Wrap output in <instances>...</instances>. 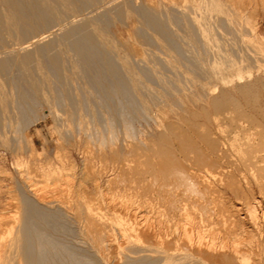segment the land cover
Masks as SVG:
<instances>
[{"label":"bare ground","instance_id":"1","mask_svg":"<svg viewBox=\"0 0 264 264\" xmlns=\"http://www.w3.org/2000/svg\"><path fill=\"white\" fill-rule=\"evenodd\" d=\"M150 1L0 0V33L18 41L0 53V149L15 156L21 173L12 200L16 209L4 228L11 208L0 199V264H264V98L250 92L252 60L264 53V42L242 33L227 38L240 13L224 1L184 0L179 7ZM99 2L104 9L83 14ZM118 23L128 37L113 30ZM240 43L248 45L246 51ZM142 45L155 49L140 53ZM232 85L237 96L229 95ZM185 98L206 99L202 121L196 111L187 127L163 111L151 113L159 102L182 108ZM49 117L57 142L82 143L90 157L97 152L103 161L110 151L121 182L138 188L143 222L98 210L105 193L91 203L92 191L88 195L83 182L92 178L98 187L92 158L81 168L77 199L70 192L74 183H63L66 165L32 159L40 151L30 127ZM142 118L161 119L159 140L137 126ZM225 163L243 171L248 190L263 195L228 205L218 186L226 183L237 193L243 185ZM56 193L67 200L55 199ZM126 194L114 199L131 200ZM108 226L126 238L112 260L117 239Z\"/></svg>","mask_w":264,"mask_h":264},{"label":"rangeland","instance_id":"2","mask_svg":"<svg viewBox=\"0 0 264 264\" xmlns=\"http://www.w3.org/2000/svg\"><path fill=\"white\" fill-rule=\"evenodd\" d=\"M189 1H191V2H193L194 0H189ZM223 3H225V5H229V6H232V7H234V8H236L237 10H239V12L238 13H240V14H238V18H237V21L239 22V24H238V27H236V29H228V31H226L227 33H224L223 31V33L225 34V35H227L226 37L227 38H230V37H232L233 35L232 34H234V35H237V34H241L240 36L242 37V38H246V39H251V38H253V35L255 36H257L258 37V39H261L263 42H264V0H221ZM227 1V2H226ZM183 2H184V0H151L150 1V3H153L155 6L157 5V7L159 6V4L158 3H160V4H162V5H164V6H180V5H182L183 4ZM103 5V6H102ZM237 5V6H236ZM103 7H105V4L104 3H97V5H96V3L95 4H92V5H90V6H88L87 7V10L85 9L84 11H83V14L85 13V14H95V13H97V12H99V10L101 11L102 10V8ZM104 9V8H103ZM92 10H93V12H92ZM246 17V18H245ZM249 20V21H248ZM245 21L246 22H250V26H249V24L248 23H245ZM248 25V26H247ZM247 26V27H246ZM253 27V28H252ZM54 29L56 28V26L55 27H53ZM240 28V29H239ZM245 29V30H244ZM113 30L114 31H116V32H118L123 38H126V37H128V35H127V30L124 28V27H122V25H120L119 23L113 28ZM249 32H248V31ZM251 30L252 31H254L253 33L251 32ZM237 31V32H236ZM238 32H240V33H238ZM248 32V33H247ZM230 33V34H229ZM232 33V34H231ZM244 33V34H243ZM1 34V33H0ZM229 41H231V40H229ZM236 42H240V40H238V39H236ZM2 45V46H1ZM241 45V46H240ZM240 45L238 46V47H241L242 48V50H243V52L244 51H246V49L245 48H247L248 47V45H246L245 43L243 44H241L240 43ZM245 45V46H244ZM18 46V41L15 39V37H7V36H5L4 34H1L0 35V53H1V51L2 50H4L3 52H5L6 51V49H7V51H9V50H11V48L13 49V48H15V47H17ZM144 45H142V47H138V51L141 53V50L143 51V49L142 48H144L143 47ZM148 46V45H147ZM6 48V49H5ZM147 48V47H146ZM146 48H144V50L146 51H148L149 49H150V51L152 52V50H154L155 49V47L153 46V45H149L148 46V49H146ZM130 49V48H129ZM145 51H143L142 53H144ZM146 51V52H147ZM149 51V52H150ZM134 52H136L137 53V51H134ZM150 52V53H151ZM148 53V52H147ZM149 54V53H148ZM253 54H256V53H253ZM264 53H257L256 54V58H257V60L255 59V60H252V62H254L256 65L257 64H259V65H255V64H253L252 62V65H255V67L253 66V69H252V73H253V75H254V77H253V75H252V78H251V82H252V86H251V88H250V92H252V93H258V94H260L261 95V97H263L264 98V55H263ZM143 56V55H142ZM142 56H141V54H139V55H137L135 58L136 59H140V58H142ZM139 57V58H138ZM260 57V58H259ZM259 59V60H258ZM261 60V61H260ZM260 66V67H259ZM263 66V67H262ZM260 70H259V69ZM256 69V70H255ZM261 79L260 81H258V79ZM256 78V79H255ZM253 79V80H252ZM254 81H256L255 83H254ZM154 84V86L155 87H157V88H159V89H162L161 88V84L160 83H158V82H154L153 83ZM233 85H235V84H233ZM229 86V87H227V90H230L229 92V95H232V96H234V95H238V89L236 88V86ZM254 86V87H253ZM232 87H233V89H232ZM229 88V89H228ZM233 90V91H232ZM256 90V92H254ZM233 93V94H232ZM187 99H189V98H187ZM186 98L184 99V100H186V101H184L183 100V103H184V105H183V107L182 108H175V109H170V108H168L167 106H165L164 105V102H159L158 103V105H156L154 108H153V110L151 111V113L154 115V116H157L158 115V113H160L161 111H163L164 112V114H166L167 115V119H171L170 121H172V122H175V123H177L178 121H180L182 124H179L180 122H178V125H181V126H184V125H186V126H184V127H187L188 126V121L187 120H189V117L191 116L190 114H192L194 111H196L197 113H199V115H198V119H200V121H202L203 120V118H202V115H201V112H203V109H201L202 108V105L203 104H207V102L204 100V99H191L193 102L191 103V100L189 99V101L187 100ZM197 100V101H196ZM200 100H202V101H200ZM198 101H200L199 102V104H198ZM201 102H202V104H201ZM204 102V103H203ZM186 103V104H185ZM201 104V105H200ZM163 105V106H162ZM162 107V109H161V107ZM189 106V107H188ZM159 108V109H158ZM158 109V110H157ZM190 109L192 110V111H190ZM195 109V110H194ZM198 109V110H197ZM160 110V111H159ZM169 111L170 112V115H169V112H167V111ZM179 110V111H178ZM200 110H202V111H200ZM200 111V112H199ZM168 114H167V113ZM186 112V113H185ZM180 113V114H179ZM190 113V114H189ZM151 114V115H152ZM152 115V116H153ZM169 116V117H168ZM180 116V117H179ZM188 118V119H186V117ZM183 117H184V119H183ZM0 118H2L1 117V115H0ZM143 119V120H142ZM142 119H140V120H138L137 121V126L140 128V129H142L143 131H145L146 133H147V135H149V136H151L152 138L154 137V139L156 138L157 140H159L160 139V137H159V129H161L162 127H163V125L162 124H159V123H161V119H158V123H156L153 119H145V118H142ZM178 120V121H177ZM184 120V121H183ZM49 121V122H48ZM186 121H187V124H186ZM2 119H0V132H3L4 130H5V128L2 126ZM53 124V122H52V120H51V118L49 117L48 119H47V121H44V120H39V121H37L36 123H34L31 127H30V133L31 134H33V135H35V139H36V141H35V144H36V146H37V148L39 149V153L38 154H36V155H34L33 156V160L34 161H36L37 163H43V162H46V160H47V158H49V160H51L55 165H66L65 167H66V169L67 170H64L63 172H64V175H66L65 173L67 172V176H65L64 178L65 179H63V183L64 182H66V178H68V181L70 180V181H72L73 183H74V185L72 186V188L70 189L71 191L70 192H72V195L75 197V199H77L76 197H80V194L81 193H78V191L80 190V192H81V188L79 187V182H80V172H81V168H82V166L84 165V163L90 158H92V157H90V155L89 154H87V150L84 148V146H82V143L80 144V143H72V144H68V143H65V142H63V141H58L57 142V140H56V137H57V135L51 130V129H49V127L51 126ZM160 125V126H159ZM149 126V127H148ZM155 126H156V128H155ZM4 128V129H3ZM159 128V129H158ZM3 129V130H2ZM7 130H9V129H7ZM150 130H152V132L150 131ZM157 130V131H156ZM36 131H39V133H40V135H38V134H36L37 132ZM52 131V132H51ZM154 135H152V134ZM54 139V140H53ZM173 139V138H172ZM174 140V139H173ZM57 142V143H56ZM45 145V146H44ZM42 146L44 147V150L42 151ZM57 146H59V147H57ZM61 147V148H60ZM62 147H63V149H65L64 151L65 152H63V149H62ZM84 148V149H83ZM57 149H62V150H59L60 152H58L57 151ZM85 151V152H84ZM231 151V154H232V157L233 158H235L236 156H234L235 154H233L234 152L232 151V150H230ZM10 151H7V150H5V149H0V195H1V200L5 203L6 201V206L7 205H10V207L9 206H7V207H9V208H11L10 210L7 208V211H8V213H7V216H5L4 217V220L3 221H1V225H3L4 223L6 224V219H9V221H10V215H11V213H13V212H11L13 209L15 210L16 208L14 207V202L16 201L15 199H14V189L16 190V188H15V185H16V180H18V179H20L21 177V173H19L18 172V170H17V167H15L16 165H15V156L10 152ZM58 152V153H57ZM63 152V153H62ZM44 153V154H43ZM65 153V154H64ZM29 154H30V152L29 151H27V150H25V151H23V153H22V155H24L26 158L28 157V159L30 158V156H29ZM47 154V155H46ZM48 154H49V156H48ZM60 154H64V155H61L60 156ZM87 154V155H86ZM110 154V151L107 149V152H106V159L103 161L102 159H101V155L100 154H98L97 152H96V156L94 157V159L92 158L91 159V161L93 162V164H94V169H95V172L97 171V174H98V172H99V174H98V179H97V182H98V187H96V183L94 182V180L92 179V178H88V180H85V182H83V184H85V186L87 187V189H89V190H87V192L89 191V193H87L88 195L90 194V192H91V194H90V197L88 196V198L91 200V196H93V198H92V201H91V203L95 206V202H97V197L98 196H102L104 193V195H105V197L106 196H108V199L106 198V200H108V201H105V199H104V195L101 197V198H103L102 200L104 201H102L103 202V204H106V205H108V210H107V208H105V205H101V203H98L97 205H96V208L98 207V210L100 209L101 210V212H103V213H105L108 217H112L116 212H117V210H118V212L116 213L117 215H119V214H121V216L123 217L124 216V218H126V219H129V221L130 222H133L134 224H139L140 222H143L142 220H143V214H142V212H143V204L142 203H140V200H142V197H141V195H140V193H139V191H138V188L135 190V188H129L128 187V185L125 183V182H123L124 183V185H123V183L121 182V178H118V177H120L119 175V173H120V166H119V164L117 165V164H114V163H111L112 162V160H111V154ZM108 155V156H107ZM47 156V157H46ZM98 156H99V158L101 159H99L98 158ZM35 157V158H34ZM61 158V159H60ZM63 158H64V160H63ZM71 158V159H70ZM108 158V159H107ZM44 159V160H43ZM67 159V160H66ZM89 159V160H90ZM110 159V160H109ZM237 159V158H236ZM83 160V161H82ZM100 160V161H99ZM68 161V162H67ZM85 161V162H84ZM102 161V162H101ZM109 161V162H108ZM95 162V163H94ZM96 164V165H95ZM113 164L115 165V166H113ZM73 165H74V168H73ZM100 165V166H99ZM78 166V167H77ZM105 166V167H104ZM110 166V167H109ZM224 166H226L225 167V169H226V171L228 170V171H230V172H233V173H236L237 171V174H235V176L237 177V178H240V182H241V184L243 185L242 187H243V189H242V191L241 190H239L237 193L236 192H234L229 186H225V184L223 183V184H221V185H223V186H221V185H219L218 187L219 188H221L220 190L222 191L223 190V195L226 197L225 198V201L227 202V204L228 205H231V206H235V205H239L238 204V202L240 201H243L244 200V198H245V202H252L253 200H254V197H259L261 194H260V192H257V191H259L258 189L256 190H254V193H252L250 190H248L247 189V187H245L246 185H244V184H246L245 183V181L242 179V174H240V173H242L243 171H239V170H237V168H236V166L234 165V164H231V163H228V165L225 163L224 164ZM228 166V167H227ZM232 168H231V167ZM70 167V168H69ZM99 167H101V168H99ZM107 167V168H106ZM113 167V168H112ZM235 169H234V168ZM73 168V169H72ZM75 169V170H74ZM101 169V170H100ZM105 169V170H104ZM70 170V171H69ZM236 170V171H235ZM72 171V172H71ZM74 171H75V178L73 177V174H74ZM245 171V170H244ZM3 172V173H2ZM102 172V173H101ZM119 172V173H118ZM246 172V171H245ZM70 173V174H69ZM73 173V174H72ZM72 174V176H70ZM116 174V175H115ZM119 174V175H118ZM77 175V176H76ZM103 175V176H102ZM239 175H241V176H239ZM239 176V177H238ZM247 176H249V175H247ZM71 178V179H70ZM112 178V179H111ZM113 178H115V179H113ZM74 179V180H73ZM111 180H112V182H111ZM78 181V182H77ZM89 181V182H88ZM108 181H109V183H108ZM116 181V182H115ZM117 181H120V182H117ZM82 182V181H81ZM112 183L114 184H118L119 186L120 185H122V186H118V189L117 190H115L114 191V189H112V188H110L111 186H112ZM120 183V184H119ZM94 184V185H93ZM133 184V183H132ZM133 185H137V183H134ZM228 185V184H227ZM221 186V187H220ZM9 187V188H8ZM126 187V188H125ZM128 187V188H127ZM12 188H13V190H12ZM67 188V187H66ZM97 188H100V189H97ZM227 188H229V189H227ZM77 190V191H75V190ZM113 191H111V190ZM128 189V190H127ZM133 189V190H132ZM231 189V190H230ZM97 190H99V191H97ZM108 190V191H107ZM123 192H122V191ZM135 190V191H134ZM225 190H226V192H225ZM120 193H126L127 192V196L125 197L126 199H127V197L129 196V197H131V200H126V202H125V199H123V201H122V199H120V197H119V199L116 197V199H114L115 197L114 196H120L119 195V192ZM126 191V192H125ZM128 191H130V192H132V193H128ZM246 191V192H245ZM96 192V193H95ZM116 192H118V194L116 193ZM135 192V194H133ZM232 192H234V195H233V193ZM241 192H243L242 194H241ZM13 195H12V194ZM77 193V194H76ZM92 193H93V195H92ZM98 193H99V195H98ZM100 193H101V195H100ZM236 193V194H235ZM245 193V194H244ZM247 193V194H246ZM259 193V194H258ZM86 194V195H87ZM109 194H111V195H109ZM112 194H115V195H113V197H111L112 196ZM227 196H226V195ZM250 194H251V196H250ZM61 194H59V193H56V195H54L55 196V199H56V196H57V198L58 199H61V200H64V198L62 197V195L60 196ZM97 197H96V196ZM133 195V196H132ZM244 195H246V196H244ZM263 195V194H262ZM261 195V196H262ZM53 196V195H52ZM53 196V197H54ZM139 196V198H137ZM239 196V197H238ZM241 196V197H240ZM11 197V198H10ZM52 197V198H53ZM99 197V198H100ZM135 197V198H134ZM246 197H247V200H246ZM251 197H252V199H251ZM113 198V199H112ZM134 198V200H136L137 202H139V203H137L136 201H133L132 199ZM109 199H110V201H114V202H116L115 203V205L118 207L117 209H116V206L114 207V205H112V203L114 204V202L112 201V203H110V201H109ZM112 199V200H111ZM137 199H139V201L137 200ZM241 199V200H240ZM14 202H13V201ZM67 200V199H66ZM66 200H64V201H66ZM119 202V204H118V202ZM228 200V201H227ZM249 200V201H248ZM131 201H133V202H131ZM233 201V202H232ZM243 201V202H244ZM13 202V203H12ZM106 202V203H105ZM107 202H108V204H107ZM121 202H123V203H121ZM136 202V203H135ZM158 202V201H157ZM11 203V204H10ZM95 203V204H94ZM125 203H126V205H125ZM130 203V204H129ZM233 203V204H232ZM133 204V205H132ZM136 204V205H135ZM138 204H140V205H138ZM111 206V208H110V206ZM119 205V206H118ZM125 205V206H124ZM102 206V207H101ZM103 206H104V208H103ZM115 208H113V207ZM122 206V207H121ZM133 206V207H132ZM135 206H136V208H135ZM140 206V207H139ZM157 207H159V204L158 205H156ZM107 207V206H106ZM127 209L126 211H125V208ZM128 207H130L129 209H128ZM132 207V208H131ZM142 207V208H141ZM13 208V209H12ZM140 208V209H139ZM145 208V207H144ZM160 208V207H159ZM162 208V207H161ZM112 209H114V210H116L114 213H112L114 210H112ZM119 209H120V211H119ZM124 209V210H123ZM106 212H105V211ZM121 210H123V211H125V212H127V214L126 213H124L123 211H121ZM129 210H131V211H129ZM135 210V211H134ZM137 210V211H136ZM140 210H141V212H140ZM109 211V212H108ZM128 211H129V214H128ZM111 212V213H110ZM122 212V213H121ZM132 212V213H131ZM134 212V213H133ZM136 212V213H135ZM137 212H138V214H139V216H137L138 214H137ZM109 215H108V214ZM141 213V214H140ZM115 214V215H116ZM134 215V217L133 216H129V215ZM126 215V216H125ZM143 216V217H142ZM133 219H132V218ZM136 217V218H135ZM137 217H139V218H137ZM130 218H131V220H130ZM138 221H137V220ZM136 220V221H135ZM8 221V220H7ZM135 221V222H134ZM2 222H4L3 224H2ZM8 223V222H7ZM6 227V226H5ZM176 227V226H175ZM174 226H171V229L173 230V232H178V231H180V229L179 230H177L176 231V228H175ZM2 228V227H1ZM3 228H4V225H3ZM108 228H110V232H111V234H114L113 235V237L111 236V238H113V240L115 241L116 239V241L115 242H119L120 244H118L119 245V248H118V246L116 247L115 246V244H117V243H115L114 244V249H113V252H115V251H117L118 253H119V251L118 250H120V247L123 245L124 246V248H125V243H126V241H123L122 242V240L121 239H125L126 240V238L124 237V236H121V234L119 233V231H118V229L116 228V227H109L108 226ZM113 228V229H112ZM173 228H175V231H174V229ZM177 228H180V227H178L177 226ZM112 229V230H111ZM117 231H116V230ZM172 230L170 231L171 233H172ZM118 234V235H117ZM116 236V237H115ZM113 241V242H114ZM121 241V242H120ZM118 249V250H115V249ZM111 249V248H110ZM115 250V251H114ZM121 250L123 251V247L121 248ZM125 250V249H124ZM121 252V251H120ZM114 254H116V252L115 253H113V255ZM117 255H121L122 256V254H117ZM113 257H115V258H113ZM117 256L116 255H114V256H111V259L110 260H112V259H117L116 258Z\"/></svg>","mask_w":264,"mask_h":264}]
</instances>
